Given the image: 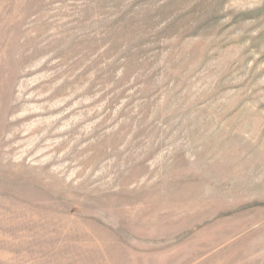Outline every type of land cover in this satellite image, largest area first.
<instances>
[{"label": "rangeland", "instance_id": "rangeland-1", "mask_svg": "<svg viewBox=\"0 0 264 264\" xmlns=\"http://www.w3.org/2000/svg\"><path fill=\"white\" fill-rule=\"evenodd\" d=\"M0 264H264V0H0Z\"/></svg>", "mask_w": 264, "mask_h": 264}]
</instances>
